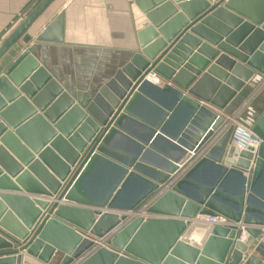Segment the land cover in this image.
I'll return each instance as SVG.
<instances>
[{"label": "water", "instance_id": "obj_1", "mask_svg": "<svg viewBox=\"0 0 264 264\" xmlns=\"http://www.w3.org/2000/svg\"><path fill=\"white\" fill-rule=\"evenodd\" d=\"M53 2L26 14L29 5L0 41V264L23 255L41 264H240L242 232L198 216L245 226L257 243L246 262L264 264V112L251 134L217 113L264 78V0H133L138 51L87 107L26 49ZM248 138L261 143L234 159ZM159 190L148 217H126Z\"/></svg>", "mask_w": 264, "mask_h": 264}, {"label": "crops", "instance_id": "obj_2", "mask_svg": "<svg viewBox=\"0 0 264 264\" xmlns=\"http://www.w3.org/2000/svg\"><path fill=\"white\" fill-rule=\"evenodd\" d=\"M39 1L0 0V41L14 29L24 10L33 4L26 12L27 14ZM132 1L54 0L28 30L31 41L26 49L64 91L83 107H87L99 95L100 89L127 67L138 51L136 29L131 11ZM50 25L54 27L48 31L47 41H37V38ZM253 79L251 81L255 82V88H249L251 82L248 83L245 86L246 89L243 88L246 92L244 90L243 95L237 94V97L239 95L241 97L239 99H247L245 97L249 92H252V95L259 92L257 91L258 86L264 79L261 80L258 76ZM151 83L156 85V82L151 81ZM162 85L163 82H161V87ZM115 88H121V84L117 81ZM109 92L116 95L114 90H109ZM260 92L257 104L261 111L259 110L258 118L264 112V92L261 94ZM228 109L231 111V108L227 106V113H229ZM98 111L104 114L102 109ZM215 138L217 140L218 134ZM68 205L70 206V203ZM112 213L118 216L123 215L122 212ZM240 240L238 241L241 243ZM242 242L248 246V252L242 256L240 264H247L246 261L252 255L257 243L245 233L242 234ZM58 260L53 259L55 264H58ZM20 264L41 263L23 255Z\"/></svg>", "mask_w": 264, "mask_h": 264}, {"label": "rangeland", "instance_id": "obj_3", "mask_svg": "<svg viewBox=\"0 0 264 264\" xmlns=\"http://www.w3.org/2000/svg\"><path fill=\"white\" fill-rule=\"evenodd\" d=\"M158 78V77H157ZM259 79V78H258ZM264 78H262L261 77V80H263ZM254 79H252V81H253ZM252 81H250L251 82V86H249V88H255V82H252ZM258 81H260V79L258 80ZM161 82H162V80L161 79H159L158 78V82L156 83V85L157 86H161ZM249 82V83H250ZM248 88V89H249ZM246 89V88H245ZM245 89H243L242 90V92L241 93H239L240 95H243L242 93H243V91L245 90ZM257 91H261L260 92V94L262 93V92H264V81L261 83L260 82V84H259V86H258V90ZM245 92H246V90H245ZM248 92V91H247ZM259 92H257L255 95H252V92L249 94V93H247L248 95H247V97H245V98H247V99H239V98H241L240 97V95L237 97H235V98H232L230 101H229V103H228V106L231 108V111H230V109H228V112L229 113H225V114H223V113H221L222 111H217V112H219L222 116H223V118L225 119V121L227 122V128L229 127V126H231V125H234V126H236L240 131H242V132H245V133H248V134H250L251 133V127H252V124L255 122V120H256V118H258V116L260 115V111H261V108H259V106H258V97L260 96H258V93ZM246 96V95H245ZM238 100H241V102H238ZM230 104V105H229ZM258 106V107H257ZM209 107V106H208ZM210 108V107H209ZM215 110V109H214ZM260 110V111H259ZM238 124V125H237ZM215 141H216V138L214 139H212L211 140V143H210V147L207 149V150H209L210 148H211V146L215 143ZM205 153H203V154H200L198 157H197V159H196V161L200 158V157H202L203 155H204ZM185 174V173H184ZM183 176V175H182ZM181 176V177H182ZM180 177V178H181ZM179 177L177 178V175L173 178V179H171V181H173V183H171V185H174L179 179H180ZM170 184V183H169ZM169 184H167V187L169 186ZM161 193H163V191H157L156 193H155V195L150 199V200H148V201H146L145 203H143V205L144 204H148V203H150V202H152V201H154V200H156L160 195H161ZM143 205L142 206H140V207H138L137 209H136V211L138 212V211H145L146 209L145 208H143ZM70 206H76L75 204L73 205V204H70ZM148 207H149V205H148ZM128 218V217H127ZM112 234V233H111ZM114 234V233H113ZM112 237H113V235H112ZM109 241H110V239H108L106 242H107V244L109 243ZM97 242V241H96ZM106 245V244H105ZM53 264H55V262L53 261Z\"/></svg>", "mask_w": 264, "mask_h": 264}, {"label": "built area", "instance_id": "obj_4", "mask_svg": "<svg viewBox=\"0 0 264 264\" xmlns=\"http://www.w3.org/2000/svg\"><path fill=\"white\" fill-rule=\"evenodd\" d=\"M148 78H150V80L155 81L156 83L158 82V78L155 74H150L148 76ZM155 83V84H156ZM238 125V124H237ZM245 133V132H244ZM251 134V133H250ZM210 143L211 141L203 148V150L200 152V154L206 153L207 149L210 147ZM261 140L258 138H248L246 144H244L243 146L241 145L240 147L238 146V148L235 149V156L234 159L239 155V153L243 150H245L246 148H250L252 150H256L258 148V146L260 145ZM197 158H195L191 163H189L188 165H186L184 168L181 169V171L177 174V178L181 177L182 175H184V173L190 168V166L196 161ZM153 202V201H152ZM152 202L148 203V204H144L143 208H147L148 205L150 206L152 204ZM60 203H64V202H60ZM128 216V219H132L135 216H140V217H148L144 214L143 211H138L137 213H127L126 214ZM197 222L200 223H205V224H210V225H219L222 227H235L236 229H239L241 232H244V227L242 224H233L227 220H225L224 218H221L219 216H214V217H205V216H198L195 219ZM112 235H114L113 233H109L106 237H104L101 240H98L97 242H94V249L100 248V247H106L107 244V240L112 238ZM106 244V245H105Z\"/></svg>", "mask_w": 264, "mask_h": 264}, {"label": "bare ground", "instance_id": "obj_5", "mask_svg": "<svg viewBox=\"0 0 264 264\" xmlns=\"http://www.w3.org/2000/svg\"><path fill=\"white\" fill-rule=\"evenodd\" d=\"M148 80H150V78H148ZM150 81H153V80H150ZM153 82H155V81H153ZM61 204H62V203H61ZM125 215H126V214H125ZM125 215H121V216H125ZM117 216H118V215H117ZM121 216H119V217H121ZM126 217H128V216H126ZM136 217H140V216H135L134 218H136ZM243 233H245V232H242V233H241V237H240V238H241L240 241H241L242 244H244V243L242 242V234H243ZM245 234H246V233H245Z\"/></svg>", "mask_w": 264, "mask_h": 264}]
</instances>
